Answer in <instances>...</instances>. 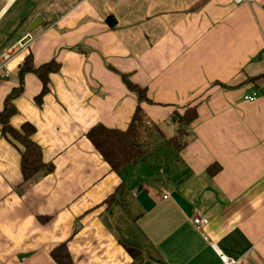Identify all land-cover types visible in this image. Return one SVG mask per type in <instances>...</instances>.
<instances>
[{
    "label": "crops",
    "instance_id": "1",
    "mask_svg": "<svg viewBox=\"0 0 264 264\" xmlns=\"http://www.w3.org/2000/svg\"><path fill=\"white\" fill-rule=\"evenodd\" d=\"M200 1L0 0V54L11 51L0 110L25 56L60 64L39 106L41 82L24 75L10 119L35 127L52 172L20 187V153L0 136V264H55L50 251L60 243L73 264H217L208 242L236 264H264V76L247 81L264 74V0ZM37 15L43 25L18 47ZM16 21L25 27L13 29ZM108 67L145 89L152 103L141 108L157 129L144 137L157 147L152 157L120 174L84 137L96 124L123 130L136 107ZM252 91L256 100L244 101ZM192 105V140L176 152L164 142L176 135L175 112ZM166 152L172 161L153 166ZM122 182L121 196L104 204ZM195 217L207 225L195 229Z\"/></svg>",
    "mask_w": 264,
    "mask_h": 264
},
{
    "label": "trees",
    "instance_id": "2",
    "mask_svg": "<svg viewBox=\"0 0 264 264\" xmlns=\"http://www.w3.org/2000/svg\"><path fill=\"white\" fill-rule=\"evenodd\" d=\"M205 2L206 0H201L198 3V7ZM198 7L194 6L190 10ZM26 20L27 19H24L22 23ZM105 22L110 29H114L116 26V21L112 16H108ZM74 49L81 50V46H77ZM108 68L117 73L125 87L131 93L135 94L137 98L136 107L123 130L96 124L86 131L84 137L90 143L94 151L108 164L110 171L120 174L128 165L137 164L152 157L155 147L150 149L144 137L146 135L152 136L157 129L156 126L148 122L141 108L142 103H152L148 99L145 89L132 83L128 74H120L111 67ZM59 69L60 64L55 59H50L43 64L35 66L32 56L28 54L18 67V84L13 87L3 99L2 109L0 110V136L18 149L20 153V171L22 175L20 187L31 184L41 175L51 173L53 165L43 161L42 150L33 138L36 129L32 124L26 122L18 129L11 126L10 119L18 113L15 101L23 92L24 75L32 73L42 85L41 91L34 98L35 103L39 106L44 95L50 91V75L57 73ZM263 76L264 74L257 78H249L247 81H255ZM196 107L197 105L186 106L181 113L175 112L174 114L177 119L176 135L168 138L164 143L172 147L176 152H180L192 140L189 126L197 117ZM220 169V165L213 163L207 167V172L214 176ZM125 189V184L123 182L120 183L103 203L106 205L112 204L121 196ZM38 219L40 222H45L47 220L46 217H39ZM127 251L129 255L134 258L138 255V251L136 250L127 248ZM50 256L55 264H73L65 243L56 245L50 251Z\"/></svg>",
    "mask_w": 264,
    "mask_h": 264
},
{
    "label": "built area",
    "instance_id": "3",
    "mask_svg": "<svg viewBox=\"0 0 264 264\" xmlns=\"http://www.w3.org/2000/svg\"><path fill=\"white\" fill-rule=\"evenodd\" d=\"M233 1L235 4L252 2V0H233ZM10 55H11L10 50L5 51L0 54V69H3L5 62L9 59ZM3 73L4 75H8L7 70H4ZM257 96H258L257 92L252 91L251 94L244 95L243 100L247 102H253L254 100H256ZM166 197H167V193L164 194L163 198H166ZM192 223L195 229L200 230L207 225L208 220L205 218H201V217H195L192 219ZM208 245L212 249V251L215 253V255L217 256V259H218L217 264H236L237 263V261L234 258L226 255L214 242H208Z\"/></svg>",
    "mask_w": 264,
    "mask_h": 264
},
{
    "label": "rangeland",
    "instance_id": "4",
    "mask_svg": "<svg viewBox=\"0 0 264 264\" xmlns=\"http://www.w3.org/2000/svg\"><path fill=\"white\" fill-rule=\"evenodd\" d=\"M17 9V7L16 8H14L13 9V11H17L16 10ZM16 19V18H15ZM30 19V18H29ZM8 25H13V24H8ZM19 26H21V27H25V25H21L20 24V22L19 21H16L15 22V25H13V26H11V27H14L13 29H15V27H19ZM20 27V28H21ZM19 28V29H20ZM26 28H27V26L23 29L24 31H26ZM20 30H22V28L20 29ZM17 31L16 32V35L15 36H19V35H22V33L24 32V31ZM11 33V32H10ZM6 39L7 38H4V39H2V23L0 24V43H4L5 41H6ZM154 134H155V132H154ZM151 136V135H150ZM149 135H146V137L148 138V137H150ZM149 139V138H148ZM144 140H146L147 141V139H144ZM148 143V142H147ZM155 149L157 150V147H155ZM173 152L172 153H169V152H166V156H163V157H161V156H157L156 158H154V159H150V161H151V163H152V165L154 166L155 164H163V165H165V159H166V157H168L169 158V161H167V163L168 162H170V161H172V159H173Z\"/></svg>",
    "mask_w": 264,
    "mask_h": 264
},
{
    "label": "water",
    "instance_id": "5",
    "mask_svg": "<svg viewBox=\"0 0 264 264\" xmlns=\"http://www.w3.org/2000/svg\"><path fill=\"white\" fill-rule=\"evenodd\" d=\"M44 20L41 16L37 15L27 26L25 36L16 44L18 47L24 46L31 39V33L34 32L37 28L42 26Z\"/></svg>",
    "mask_w": 264,
    "mask_h": 264
}]
</instances>
